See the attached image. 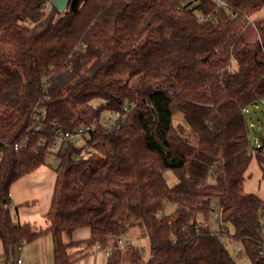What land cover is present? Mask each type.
Listing matches in <instances>:
<instances>
[{
  "label": "trees",
  "instance_id": "16d2710c",
  "mask_svg": "<svg viewBox=\"0 0 264 264\" xmlns=\"http://www.w3.org/2000/svg\"><path fill=\"white\" fill-rule=\"evenodd\" d=\"M221 1L236 19L212 0L194 8L211 16L204 23L184 0H69L62 13L52 5L44 12L48 0H0L4 264H14L22 242L47 236L53 264H72L71 249L95 245L127 251L128 264H236L226 236L241 246L238 255L264 264V201L243 192L252 155L264 171V137L251 153L245 118L264 100V20L253 21L254 42L244 35L245 18L264 0ZM35 107L46 112L41 132L32 128ZM106 112L119 118L95 128L85 144L92 151L41 146ZM41 167L55 175L43 230L10 212L12 185ZM165 200L177 207L160 216ZM212 201L217 230L197 222L214 212ZM137 221L143 233L133 236ZM83 228L89 238L73 242ZM145 240L143 261L130 242Z\"/></svg>",
  "mask_w": 264,
  "mask_h": 264
},
{
  "label": "crops",
  "instance_id": "0c3cea01",
  "mask_svg": "<svg viewBox=\"0 0 264 264\" xmlns=\"http://www.w3.org/2000/svg\"><path fill=\"white\" fill-rule=\"evenodd\" d=\"M38 171H40V168L16 181L10 189V202L12 206H15L14 210H16L15 215H12V217L19 223L36 225L35 218L41 215L44 219V215L49 209L55 175L52 168ZM31 195L35 196L34 200L30 199ZM40 207L41 212H39ZM42 226H38L39 229L43 230L46 227L45 220ZM89 236L90 230L88 228L78 229L72 233L71 240L73 242H82L87 240ZM15 252H17V256L15 255L14 259L19 257L25 264H53L52 245L48 236L25 243L20 251ZM124 252L125 250L123 251L122 249L112 251L108 248L103 249L99 245L87 250L73 248L71 249V253L74 254L72 264H128ZM2 254L3 248L0 242V259L2 264H4ZM146 259L144 257V260Z\"/></svg>",
  "mask_w": 264,
  "mask_h": 264
},
{
  "label": "rangeland",
  "instance_id": "374dc122",
  "mask_svg": "<svg viewBox=\"0 0 264 264\" xmlns=\"http://www.w3.org/2000/svg\"><path fill=\"white\" fill-rule=\"evenodd\" d=\"M52 1L53 0H48V2H51V3ZM48 2L44 8V12H48L50 9V6L52 5L51 3L49 4ZM250 19L252 21L264 20V8L261 9L259 12H257ZM244 35L246 36L248 42L255 41L256 34L252 26H246ZM263 104H264V100L256 103L254 106H249L245 109V118L248 124L251 153L254 152L255 148H258L261 145V138L264 137V107H263ZM86 142L84 139L85 144ZM76 145L79 146L80 143H76ZM46 169L48 170L49 168L42 167L40 168V171L42 170L45 171ZM164 177L169 186H173L176 184V178L171 172L164 173ZM243 192L245 194L255 195L264 201V171L257 165L254 155H252L249 167L244 174ZM30 197H31L30 198L31 200L35 199L34 195H31ZM211 205H212V208H214V212L208 214L207 217L203 216L202 214H199L197 216V222L199 224L201 222L204 224L207 223V225H209L212 230H217L218 229V224L216 222L217 212L215 211L217 210V203L215 201H212ZM176 207H177L176 205L171 204L170 202L165 200L163 202V209L161 210L159 215L160 216L170 215L171 213L174 212ZM10 208H11L12 215H15V212H16V210H14L15 206L11 205ZM39 212H41V207L39 208ZM35 221L37 222L36 226L41 227L42 225H44V219L41 217V215H38L37 218H35ZM226 229L228 230L227 232L229 234L232 233V229L229 226L226 227ZM131 231H132L131 235L140 236L141 233H143L141 222L137 221L136 223H134L133 228H131ZM123 237L125 238V235H123ZM223 241L226 245L228 252L230 253L231 257L234 259L236 264H251V262L249 261V259L246 257L245 254L242 253L241 255H235L234 251L236 248H240L242 251V248L238 243L233 241L228 236H226V238H224ZM138 249L142 252V260L144 261V257L147 258L146 240L139 242ZM125 252L127 253V251ZM15 255L17 256V252H15Z\"/></svg>",
  "mask_w": 264,
  "mask_h": 264
},
{
  "label": "built area",
  "instance_id": "2783aa9c",
  "mask_svg": "<svg viewBox=\"0 0 264 264\" xmlns=\"http://www.w3.org/2000/svg\"><path fill=\"white\" fill-rule=\"evenodd\" d=\"M185 4L187 5L189 10H193L195 12L196 18L198 20L199 23H204L208 20L211 19V16H204L202 14V12L195 10V6L198 4V0H184ZM212 2L214 3L216 9H220L225 11V13L228 15V17L231 20L236 19L237 17V11L229 4L221 1V0H212ZM49 4L51 2H48ZM52 4V3H51ZM244 24L246 26H254V22L246 17ZM36 111H34L33 116H32V122H33V130L35 132H41L44 128L43 126V122L45 121L46 118V112L43 109L40 108H36ZM119 118V114L118 112H106L104 113L101 118L99 120H94L93 123L91 125H84L79 127L76 131L73 132H62L60 130H58L54 136L50 137V140L47 142L46 140H43L41 143V146H46L47 149L49 150L50 153H55L57 152L61 147L66 146L69 143H80V146H84V139L85 142L87 141V139L89 137H91L90 135L92 133H94L95 128L96 127H101V128H111L114 127L116 124V120ZM26 145V140L21 142V143H16L13 145L14 150L17 151L20 148H22L23 146ZM85 149L82 150L81 153L84 152H90L92 151L91 148L87 145L84 146ZM262 224L264 227V215L262 216ZM132 245H135L138 247L139 242L138 241H131L130 242ZM25 242H22L21 245L16 247V251H20L22 245H24ZM118 245L120 248H124L125 244L122 241H118ZM142 253V252H141ZM235 254H240L241 253V249L240 248H236L234 251ZM259 256H264V249H260L259 250ZM0 264H2V260L0 259ZM14 264H25L21 258L17 257L14 260Z\"/></svg>",
  "mask_w": 264,
  "mask_h": 264
},
{
  "label": "water",
  "instance_id": "95a60500",
  "mask_svg": "<svg viewBox=\"0 0 264 264\" xmlns=\"http://www.w3.org/2000/svg\"><path fill=\"white\" fill-rule=\"evenodd\" d=\"M68 1L69 0H53L52 6L59 13H62L66 9Z\"/></svg>",
  "mask_w": 264,
  "mask_h": 264
}]
</instances>
